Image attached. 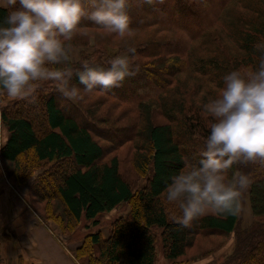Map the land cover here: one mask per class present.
<instances>
[{"label":"trees","instance_id":"16d2710c","mask_svg":"<svg viewBox=\"0 0 264 264\" xmlns=\"http://www.w3.org/2000/svg\"><path fill=\"white\" fill-rule=\"evenodd\" d=\"M173 1L175 4L169 9L151 12L149 0L142 5L139 0H127L129 32H145L142 36L128 38L120 47V50L127 51L135 49L129 55L130 70L135 74L109 89L97 87L93 90L114 98H123L134 91L140 93L141 114L134 124L135 156L142 172L146 171L149 162L152 169L144 188L135 192L121 172L119 157L113 155L106 160L107 149L94 136L95 133L106 140L116 141L106 135L113 133L121 136L118 143L130 140V133L126 134V130L118 126L120 119L113 114L112 106L108 117L83 107L76 109L69 105L68 109L63 103L64 98L49 92V89L46 91L47 84L52 81H41L35 85L42 86L44 90L33 94L30 101L7 104L0 109L1 120L7 130V138L0 149L4 170L14 183L32 180L26 194L44 204L45 213H38L44 222H52L62 231L72 232L83 219L98 225L100 215L123 203L131 204V218L116 219L109 237H102L100 232L88 234L74 253L80 264H156L157 236L154 229L161 230L165 257L174 262L195 244L198 235H228L238 227L241 211L236 215L207 213L185 227L170 217L163 204V193L172 176L184 167L186 160L191 161L188 142H199L194 138L196 132L205 141L210 131V120L202 117L201 107L188 106L185 93L175 86L171 88L174 78L184 73L188 65L185 50L166 46L176 36L184 39L189 35L193 42H198L188 53L190 70L199 77H208L209 81H218L222 86L224 75L238 69L242 56L258 61L255 46L264 43V0H225L220 3L219 13L220 9L231 4L224 10L229 18V39L234 46L245 50L237 56L233 55L231 48L230 51L227 49L230 56L225 53L216 42V36L209 31L215 19L209 17L203 22H192L201 11L207 10L209 4H205V10H198L200 8L192 9L190 4L184 3L185 0ZM85 3L87 5V0ZM236 5L240 9L242 5L248 7L247 13L239 12L234 8ZM6 12L7 7L0 4V20ZM187 17H190L193 30L184 23L183 19ZM80 29L106 30L85 14L72 37L73 47L87 44L84 36L76 35ZM116 55L101 48L89 56L85 55L83 61L94 67L107 68ZM83 61L75 67L70 64L74 73L70 83L82 88L75 72ZM135 76L149 81V86L146 82L139 84ZM4 93L0 90V96ZM103 103L100 98L94 107L99 108ZM156 107L162 110L167 119L165 122L153 119ZM35 108L40 109L36 116L33 115ZM89 120L106 125L107 130L92 132L87 125ZM37 170H40L38 174ZM254 178L249 191L252 211L255 217L263 218L264 174ZM261 227L248 234V242L243 245L253 259L249 264H264V226ZM7 238V235H0V244ZM85 245L89 246L86 261L82 260L80 253ZM93 248H97L96 253H93ZM1 253L0 248V264L3 262Z\"/></svg>","mask_w":264,"mask_h":264},{"label":"clouds","instance_id":"9594fccd","mask_svg":"<svg viewBox=\"0 0 264 264\" xmlns=\"http://www.w3.org/2000/svg\"><path fill=\"white\" fill-rule=\"evenodd\" d=\"M6 7L0 20V90L12 98L30 96L41 81L55 82L66 99L79 97L81 89L70 84L71 41L85 14L109 32L130 31L127 0H87V5L85 0H7ZM255 47V67L226 73L219 94L204 105L210 131L200 158L186 160L164 190L163 199L179 210L175 219L182 226L210 211L239 214V197L250 178L240 171L231 178L225 173L237 161L264 160V43ZM134 74L128 55L114 56L107 68L83 61L75 72L88 92L109 89Z\"/></svg>","mask_w":264,"mask_h":264},{"label":"rangeland","instance_id":"374dc122","mask_svg":"<svg viewBox=\"0 0 264 264\" xmlns=\"http://www.w3.org/2000/svg\"><path fill=\"white\" fill-rule=\"evenodd\" d=\"M146 0H139V2L142 4L145 3ZM225 0H185L184 3H188L191 5L192 9H198V10H205L203 8L205 4H209L207 7V10L201 11L198 17H195L192 22H203L207 18L212 17V20H214L213 27L210 28V32L213 33L216 36V42L220 44L222 50H224L225 53H227L229 56L231 55L230 51L233 52L234 56H237L239 53H244L242 49L237 48V46H234V44L229 39L230 34V27L228 24V19L225 14L224 10L228 8L231 4L228 6H225V8L220 9V3ZM7 0H0V4L6 6ZM197 3V4H196ZM174 1L173 0H151L150 2V8L149 10L151 12H156L159 10L169 9L170 5L173 6ZM224 4V2H223ZM242 9L239 8L238 5H236L234 8H237L239 12L247 13V8ZM172 8V7H171ZM247 9V10H246ZM184 23L187 25V27L190 30H193V26L190 22V17L187 19H183ZM85 29V28H84ZM80 29L78 30V33L76 35L78 36H84L83 39H85L84 45H76L73 47V66L75 67L78 63L83 61L85 58V55H91L94 53V51L103 49L106 52H112L118 55H131L133 54L130 51H127L125 49L120 50V47L128 41V38H133L135 36H142L145 34V32H127L124 36L117 35L116 33L109 32L107 29L102 30H96V29ZM75 36V35H74ZM76 40V39H75ZM79 40V38H78ZM77 40V41H78ZM214 43V42H213ZM193 45H198V42H193L192 38L190 36L186 35L184 39L178 38L176 36V39L169 42L166 46L167 48H173V47H180L182 50L184 49L185 54L184 57L186 60H188V65L186 66V69L184 73H181L179 76L175 77L172 82V87H177L181 91L185 93L186 102L188 106L195 105L201 107V115L204 117V119H209V115L204 111V105L209 102L212 98L217 96L219 94V91L222 86L218 84L217 82L209 81L210 79L208 77L203 78L199 77L200 75H196L192 73V70H190V61L189 59V51H191V48H193ZM189 46V47H188ZM214 46V44L212 45ZM219 47V46H218ZM228 49V50H227ZM119 50V51H118ZM188 50V51H187ZM245 51V50H244ZM203 52V51H202ZM247 53V52H246ZM255 59L257 58L254 56ZM256 65V62L251 61V59H245L243 56L241 57L240 63L238 64V69L241 71H250L252 70ZM135 80L139 82V84H142L146 82L149 86L150 82L145 80L143 77L135 76ZM71 84V83H70ZM81 89V93L79 97L75 100H69L66 99L61 95L59 91L56 90L55 82H51L47 84L46 91L49 89V92H53L54 94H58L60 97L64 98L63 103L65 104V107L69 109V105L73 106L74 108H81V109H87L90 111L97 110V114H102L104 117H108V114L110 113L109 108L111 107L112 112L114 115H117L120 119V122L118 123V126H121L120 128H124L126 130V134L130 133L128 135L130 137V140H123L118 143L121 136H116L113 133L106 134L109 135V137L116 141H110L103 138V136H98L94 133V136L96 139L100 141L101 144H103L106 147V155L105 159L111 158L113 155H117L120 159V165H121V172L123 173V176L125 179L132 185L135 192L138 190L144 188L149 180V177L152 174L151 164H147L146 171L142 172L140 168L138 167L136 156H135V140L136 135L134 136V124L136 121H138L141 110L139 107L138 102V94L137 91H134L133 94L127 93L126 96L123 98L121 97H111V95L98 93V92H92L91 94H88L84 88L81 86H78ZM138 88V87H137ZM44 88L38 85L34 86L33 93L25 98H12L9 97L6 93L2 94L0 96V109L2 106L12 103H20V102H28L30 101L29 98H32L33 94H39L42 92ZM146 92L147 88H146ZM100 98L103 100V105L100 104L99 108L94 107L96 106L97 100L99 101ZM195 103V104H194ZM83 107V108H82ZM38 110L35 108L33 110V115H37ZM162 110L158 107H156L153 110V119L156 122H165L167 119L162 114ZM36 123V122H35ZM87 123V122H85ZM88 127L92 130V132H105L107 130L106 125L103 124H96L93 120L88 121ZM37 130L39 129L36 127ZM109 132V131H107ZM133 133V134H132ZM199 132L195 133L194 137L197 141L194 144H189V153L191 161H197L200 158V154L202 150L205 147V141L204 138L197 134ZM125 135V134H124ZM122 135V136H124ZM128 137V138H129ZM7 138V130L5 126L2 123L1 117H0V146L4 143V141ZM127 140V141H126ZM118 144V146H117ZM190 161V160H189ZM1 164V171H4L3 163L0 159ZM3 168V170H2ZM42 168V167H41ZM44 168V167H43ZM42 170V169H41ZM235 171H240L243 173H246L250 181L252 182L254 177H257V175L264 174V160L257 159L253 161H244L240 160L235 162L230 169H228L225 173L226 178H231V175ZM40 170H37L36 174H38ZM6 174V172H5ZM7 176V174H6ZM10 180V179H9ZM13 186L16 190L20 191H26L29 190L28 187L30 186L29 183L32 181L30 178L22 183H14V180H10ZM251 184V183H250ZM250 186L246 190H243L240 195V205H241V217L238 223V227L235 232L230 233L228 235H222V234H201L198 235L195 239V244L186 250V253L180 257L178 260L172 262L168 260L165 257V252L162 244V236H161V230L160 229H154V232L157 236L156 240V264H249V262L253 259L252 257L248 256V250L247 248L243 246L244 244L248 242V234L257 232L258 230L262 229L261 226H264V217L260 218L258 216H254L252 211V204L250 199ZM31 190V189H30ZM25 198L27 202L31 205V207L37 212V213H45L44 204L37 202L34 197L31 195H25ZM163 204L166 206L168 214L173 219L178 216L179 210L176 209L174 206L167 204L164 199ZM208 213H212L211 211ZM39 215V214H38ZM131 204L129 203H123L111 212L104 213L99 216V224L93 225L91 221H87L83 219L79 225L76 227L74 231H62L59 227H57L56 224L52 223V226L54 227L55 231L59 234L60 238L63 241H66V245L69 249L73 251V253L77 252V248L84 243V241L87 239L88 234L92 232H100L102 237H109L112 230L113 222L123 217L125 219L131 218ZM176 220V219H175ZM246 237V239H245ZM3 242L0 244V248L2 250L1 255L3 256V251L5 253V246L2 245ZM243 246V247H242ZM89 250V246L85 245L84 249L81 250V254L83 255L82 260H87L86 252ZM97 248H93V253H96ZM12 252V251H11ZM13 260L15 262H2V264H24L23 257H17L18 259H15V252L13 250L12 252ZM238 254V256H237ZM5 255V254H4ZM234 257V258H232ZM250 257V258H249ZM260 257V256H259Z\"/></svg>","mask_w":264,"mask_h":264},{"label":"crops","instance_id":"0c3cea01","mask_svg":"<svg viewBox=\"0 0 264 264\" xmlns=\"http://www.w3.org/2000/svg\"><path fill=\"white\" fill-rule=\"evenodd\" d=\"M25 195L26 191L16 190L0 170V235L8 236L2 244L5 246L3 262H15L14 250L15 259L22 256L24 264H80L52 222H44Z\"/></svg>","mask_w":264,"mask_h":264}]
</instances>
